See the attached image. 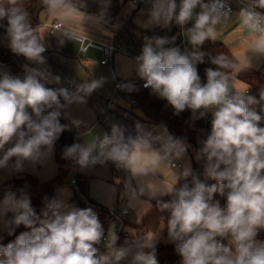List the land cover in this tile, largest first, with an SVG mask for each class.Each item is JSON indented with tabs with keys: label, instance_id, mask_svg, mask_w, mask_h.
<instances>
[{
	"label": "clouds",
	"instance_id": "obj_1",
	"mask_svg": "<svg viewBox=\"0 0 264 264\" xmlns=\"http://www.w3.org/2000/svg\"><path fill=\"white\" fill-rule=\"evenodd\" d=\"M96 3L100 12L94 16L84 11L86 0H39L52 21L42 33L20 0H0V29L4 30L0 39L29 62L22 66L23 77L0 71V169L22 172L25 161L38 162L42 146L51 147L67 128L60 123L66 105L82 103L84 96L106 83L103 77L71 82L74 91H70L60 86L64 82L59 75L44 67L42 55L46 32L61 37V43L65 39L77 42L82 34L87 37L85 22L104 21L111 0ZM147 3L148 19L138 21L144 29L191 23L184 32L193 49L190 53L165 47L175 37L145 36L135 62L143 87L165 99L175 115L190 110L195 121L211 114L210 130L201 131L195 154L197 162L203 161V179L190 163L177 170L175 162L186 156L191 145L171 135L166 125L146 131L138 123L135 135L117 124L102 136L89 130L84 143L65 149V158L81 168L112 162L126 170L130 179L125 186L133 199L144 194L170 196L167 202L157 200L159 210L167 213L159 231L146 232L124 247H115L118 237L109 231L107 251L100 254L97 245L104 239V229L91 208L51 200L37 214L29 198L17 199L8 193L0 203V232L12 236L21 225L30 230L0 244V264H159L157 245L164 229L165 242L173 246L181 264H264V239L260 238L264 232V87L257 99L250 87L241 91L235 86L239 74L251 67V55L264 56V12L257 11L264 9V0H242L245 6L235 26L247 37L244 59L224 52L210 56L216 67L205 70L203 84L197 64L205 62L206 53L199 49L206 40L222 36L231 10H225L221 0ZM49 84L58 87H46ZM118 87L138 90L132 83ZM164 169L169 172L167 178ZM208 179L216 183L209 185ZM132 180L138 189H132ZM217 193L224 203L213 199ZM8 212L11 217L2 219Z\"/></svg>",
	"mask_w": 264,
	"mask_h": 264
},
{
	"label": "trees",
	"instance_id": "obj_2",
	"mask_svg": "<svg viewBox=\"0 0 264 264\" xmlns=\"http://www.w3.org/2000/svg\"><path fill=\"white\" fill-rule=\"evenodd\" d=\"M20 3L21 6L30 11L33 26L41 24L40 14L45 9L41 8L39 0H20ZM86 3L88 5L86 8L87 10L95 11L97 13L100 12L97 4L88 1H86ZM177 3H179V0H177ZM3 6L6 7L7 4L4 3ZM105 19L112 24L123 28V30H120L118 38H123L124 41L128 42V44L136 45L137 48L143 46L145 36L168 37L169 40L175 37L174 43L180 40L182 29L180 25L173 22L168 28L154 26L151 29H144L135 23L133 16L126 17L122 14V5L116 9H108ZM3 31V29H0V34L3 33ZM44 46L46 51L42 55L48 61V69L52 72V70L56 67L62 66L60 55L64 54L66 49L60 43L59 39L53 35L44 39ZM199 50L206 53L204 58L205 62L199 63L197 66L202 84L207 82L205 70L207 68L216 67L210 63V56H215L220 52L235 56L222 41L206 40ZM239 78L248 84L251 94L255 95L257 99H259V91L262 87H264V72L250 67L241 72L239 74ZM120 81L121 83H132L136 86L138 89L137 91H124L126 94H129L137 99L138 105L143 108L145 117L141 119L138 116L134 117L131 115H125L122 111L116 108L119 113V125L124 127L128 132H131L133 135L136 134V125L138 123L142 125L146 131L153 129L150 125H154L156 127L161 124L166 125L171 135L176 138H183L191 145L188 150L192 159V169L198 175H203V161L197 162L195 159L196 151L200 148L198 137L202 138V136L201 131L196 130L195 127L204 126L203 130L208 131L210 130V124L205 126L202 119L193 121L190 110H185L177 116L174 114V110L170 105H168L165 99L160 98L148 88L140 87L136 82H131L123 78L120 79ZM46 87L56 88L58 86L47 85ZM67 88H69L70 91H74V88ZM61 102L65 103L63 100H61ZM257 110H259V106H257ZM29 111L31 110L29 109ZM60 123L67 125V128L52 144V146L55 147V158L58 163L57 174L48 180H40L33 174L14 176L10 181L0 185V203L4 201L8 193H13L15 194V197L29 198L32 206L36 209L37 214H40L41 209L45 207L46 201L53 200L55 190L59 186L71 182L72 179H70L69 176L70 173L75 170L73 178H76L78 181V187L75 188V194L73 197L76 202L75 206L79 208H91L97 214L99 221L103 225L109 219V209L91 199L89 195V176L82 172L80 166L76 164L75 161L66 159L64 156L65 149L74 145L76 138L75 131L69 126L65 119V108L62 110ZM154 134L156 133L154 132ZM191 148H194L195 152H192ZM110 165L113 173V181L118 185L119 191H122L125 188L126 181L130 173L124 169H117L112 162H110ZM182 182L183 181H181V183ZM205 182L209 185L216 183L211 179H208ZM170 199V196L165 195L153 200L150 209L136 225V227L139 228V231L137 233H131L127 236H122L120 243L126 246L127 243H131L136 238L143 236L146 232L150 234L153 231H156L159 225L165 221L167 216L166 212H161L159 210L157 200L167 202ZM213 199L220 200L221 203H224L223 198L220 197L218 193L214 194ZM28 230L30 229L21 225L16 228V231L12 236H8L6 232H0V235L4 236V239L0 240V244L6 245L7 243L13 241L17 235ZM260 238L264 239V232L261 233ZM157 251L159 264H179L181 260V257L175 253L173 246L165 241L158 242Z\"/></svg>",
	"mask_w": 264,
	"mask_h": 264
},
{
	"label": "crops",
	"instance_id": "obj_3",
	"mask_svg": "<svg viewBox=\"0 0 264 264\" xmlns=\"http://www.w3.org/2000/svg\"><path fill=\"white\" fill-rule=\"evenodd\" d=\"M120 1L122 5V14L126 17L133 16V19L138 26H140V23H138V21L143 22L148 19L147 13H148V10L150 9V4L147 3V0H140V2L138 3L139 6L137 7L136 10H132V8L130 7V8H127V10L125 11H124V7H125L124 5L127 0H123V1L120 0ZM132 3L134 2L132 1ZM235 7H236L237 12L231 14L230 19L226 22V25H225V32L222 34L220 38H218L215 41L224 42L226 46L230 49V51L237 58H240L241 60H243L244 52H245V48L247 44V37L243 34L242 30L239 29L238 26H235L237 22L236 18L242 6L235 2ZM84 11L89 15H94V16L99 15V13L95 11H91L87 9H84ZM50 21L51 19L48 21V25ZM113 25L114 24H112L105 18H104V21L100 23V26H102L103 29H105V30L101 29L103 32L102 34L100 33V35H98V39H100L101 42L110 43V42L115 41L118 38L120 27L116 25L113 26ZM188 26H191V23H189L187 27ZM84 28H85L86 35H90L91 30L92 31L95 30L94 28H91L88 22H85ZM185 31L186 30H184V32ZM50 35L56 36L60 41V38L57 35L51 32H50ZM183 37L185 41L188 43L187 37L185 35ZM62 45L65 48L64 44ZM138 48H142V47H138ZM94 49L99 50L97 48H94ZM90 50H91V47L87 51H84V52H88ZM99 51L102 52L101 50ZM115 54L113 55V58L111 61L112 66L114 64ZM102 55H103V52H102ZM251 67L264 72V56L251 55ZM117 78L120 80L119 77ZM123 79L129 80L131 82H136V83L144 81L143 79L134 81L133 78H130V79L123 78ZM235 86L241 91H244L248 88V84L240 78L236 79ZM148 89L150 90V88ZM103 103L104 102H102L100 99L94 98L93 93H91L90 95L83 97L82 103L73 102L71 104L66 105L65 119L67 123L74 131H76L77 129H80L81 131L75 138V144L84 143L88 139V137L85 136L84 133H86L89 130H91V133L93 135H98V136H102L104 133H106V130H109L108 125H106L101 120L100 114L98 112V107L103 105ZM110 118H112V116L108 114L106 116V119H108L111 123ZM74 120H78L81 122L79 127H77L73 123ZM178 161L180 162H177V161L176 162L179 163L180 165H177V170H182L183 166L186 163H190L192 167L191 155L184 159L178 160ZM14 162H15V158H13V160L10 161V164ZM80 169L85 175L89 176V181H90L89 195L91 199L103 205L107 209L123 207V206L129 208L130 212L127 215V225L129 229L130 227H135L137 229L135 233H137L139 231V228L136 227V225L141 221L144 214L150 209V207L152 206L153 200L157 199L160 196L158 195L155 198H151L149 195L144 194L142 196H137L135 199H133L131 191L126 186L122 191H119L118 185L113 181V173H112L110 162H107L103 165L96 164L94 166H90L87 168L80 167ZM57 171H58V163L55 158V147L54 146H51V147L44 146L41 148V157L38 162H36L35 164H32L30 162L25 161L24 171L12 172V171H9L8 169H0V185L10 181L14 176H21L25 174H33V175H36L40 180H48L54 177L57 174ZM74 171L75 170H73V174H75ZM162 173L165 178L169 176V172L166 169L162 170ZM73 177H71V179ZM129 179H130V175L127 178V181ZM131 187L132 189H138V185L135 180L131 181ZM74 194H75V187H73L70 183H66V184L59 186L55 190L53 200H61V201H64L65 203L75 205L76 202L73 199ZM16 198L20 199L21 197H16ZM11 215L12 213L8 212L7 215L4 216L2 219L10 218ZM119 246L124 247L123 244H120L117 247ZM97 247L99 249L100 254L106 253L107 249L102 242L101 244L97 245Z\"/></svg>",
	"mask_w": 264,
	"mask_h": 264
},
{
	"label": "rangeland",
	"instance_id": "obj_4",
	"mask_svg": "<svg viewBox=\"0 0 264 264\" xmlns=\"http://www.w3.org/2000/svg\"><path fill=\"white\" fill-rule=\"evenodd\" d=\"M123 1V0H122ZM132 5H135L134 7ZM124 11L127 10V8H132V10H136L139 4L132 3L131 0H127L124 5ZM123 11V12H124ZM40 20H41V32L43 33L46 28L48 27V21L50 18L47 16L46 10H43L40 14ZM91 26V28H94V31H90V35H87V39H94L95 41L101 42L100 39H98V35L100 33L102 34L103 27L99 24L93 25L91 22H88ZM114 26V25H113ZM187 25L183 26V29ZM114 28V27H113ZM105 30V29H103ZM120 30H123V28L120 27ZM50 36V32H46L44 34V39ZM56 37V36H55ZM60 41H61V37ZM124 45H130L128 42L124 41L123 38H121ZM66 52L64 54H61V65L59 67H56L54 70H52V73L54 75H59L64 82L60 86L64 87H70L74 88V84L71 82H75V84L82 83L84 80H92V79H99L101 77L106 79V83L104 85L93 91L94 98L100 99L103 104L108 105L109 99H112L114 102V106L118 108L120 111H122L125 115H133L134 117L138 116L141 119L145 117V113L143 111V108L139 105H132L130 103L129 97L122 95V93L116 91V83H117V77L120 79L122 78H133L134 81L141 80V78L138 76L136 68V62L135 58L136 55H133L131 53H126L125 51H116L115 57H114V64L113 66L111 63L103 64L101 62L102 58V52L99 50L94 49V47H91V50L88 52H84L80 48V44L78 42L64 40L63 43ZM133 47H136V45H131ZM143 47V46H142ZM125 50V49H124ZM23 63H29L25 58L22 59ZM46 63L44 67L48 68L49 64L48 61L45 59ZM23 64V65H24ZM35 67V65H31ZM0 71H7L13 76H20L23 77L24 70L23 68H19L14 66L10 61L5 59H0ZM50 86L55 84H49ZM48 85V86H49ZM47 86V85H46ZM58 86V85H55ZM152 92V90L150 89ZM97 95V96H96ZM99 112V107H98ZM112 125L117 124L119 125V120L116 118H110ZM151 128H155L156 126L150 125ZM106 133H109V130H106ZM192 152H195L194 148H191ZM190 156L189 150H187L186 157ZM183 158V159H184ZM180 162V161H177ZM73 172L70 173L69 178L73 177ZM201 179H203V175H200ZM70 183V182H69ZM71 184V183H70ZM135 219V218H134ZM135 221V220H134ZM162 224V223H161ZM160 224V225H161ZM160 225L156 231H159ZM132 229L131 231L136 232L135 227H130ZM152 234V233H150ZM166 240V229H164L163 233L161 234L160 240L165 241ZM225 243H227L225 241ZM121 247V246H119ZM181 264V262H180Z\"/></svg>",
	"mask_w": 264,
	"mask_h": 264
},
{
	"label": "built area",
	"instance_id": "obj_5",
	"mask_svg": "<svg viewBox=\"0 0 264 264\" xmlns=\"http://www.w3.org/2000/svg\"><path fill=\"white\" fill-rule=\"evenodd\" d=\"M88 2L96 3V0H86ZM135 4H138L140 0H132ZM225 10H231V14L236 13V7L235 2L244 7L245 5L242 3V0H221ZM98 5V4H97ZM121 5L120 0H111V6L109 9H116ZM257 11L264 12V9H257ZM52 21H50L49 24H51ZM190 27V26H188ZM187 28V27H186ZM185 27L181 29L180 34V40L171 43L169 45H166L165 47H179L181 52H188L190 53L193 49L190 44H188L184 39V32ZM3 33L0 34V37H2ZM80 44V48L82 51H87L90 47L97 48L103 52V56L101 58V62L103 64L111 63L113 55L116 51H125L126 53H131L133 55L139 56L141 54L142 48H134L133 46H126L122 42L120 38H117L115 41L110 43H104V42H98L94 39H87L86 36L82 35L81 40L78 41ZM125 49V50H124ZM23 56L14 54L11 49L8 47L7 42L0 39V59H5L10 61L14 66L23 68ZM198 66V64H197ZM145 81H141L137 83L138 86L143 87ZM122 84L119 79H117L116 83V91L122 93V95L129 97L130 103L132 105H138V101L135 97L130 96L129 94H126L124 90L118 87V85ZM52 88V87H49ZM247 90V89H246ZM99 114L101 117V120L108 125V128L111 132L112 125L108 119H106V116L110 114L113 118L118 119L119 113L116 110V107L114 106V102L112 99H109L108 105H101L99 107ZM211 114L209 113L205 118L202 119L205 126L210 124ZM204 127V126H203ZM202 126H196L195 129L198 131L203 130ZM80 129H77L75 131V137L80 133ZM177 165H180L179 163L175 162ZM71 185L75 188L78 187V181L76 178H72ZM130 210L127 207H117V208H111L109 209V219L102 225L104 229V239L102 240V243L105 245L107 242V236L109 231H113L116 236L118 237L116 241L115 247L120 245L121 237L130 235L132 232L131 229L128 228L127 225V215L129 214Z\"/></svg>",
	"mask_w": 264,
	"mask_h": 264
}]
</instances>
